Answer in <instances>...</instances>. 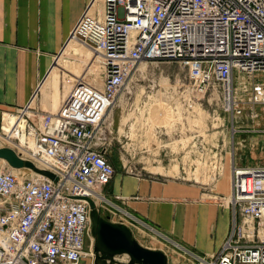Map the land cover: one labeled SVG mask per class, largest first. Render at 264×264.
<instances>
[{
  "label": "built area",
  "instance_id": "obj_1",
  "mask_svg": "<svg viewBox=\"0 0 264 264\" xmlns=\"http://www.w3.org/2000/svg\"><path fill=\"white\" fill-rule=\"evenodd\" d=\"M101 1V13H90V5L70 35L98 57L100 86L97 77L92 84L75 81L55 113L17 109L24 125L15 136L2 130L0 118L9 147L55 176H20L0 167V264H82L88 240L93 247L87 199L116 222L145 230L116 202L118 195L103 192L115 174L106 154L105 114L138 63L178 62L192 90L221 94L232 126L243 110L236 75H246L238 77L244 87L262 88L264 103V81H254V73L264 72V0ZM208 159L214 181L221 174L217 151ZM218 197L231 206L228 233L211 258L192 257L198 264H264V165L231 160L229 198Z\"/></svg>",
  "mask_w": 264,
  "mask_h": 264
},
{
  "label": "rangeland",
  "instance_id": "obj_2",
  "mask_svg": "<svg viewBox=\"0 0 264 264\" xmlns=\"http://www.w3.org/2000/svg\"><path fill=\"white\" fill-rule=\"evenodd\" d=\"M76 45L82 46L80 43ZM80 49L61 52L57 72L63 78H69L71 75L65 68L78 72L84 70V76H75L73 81L85 80L92 84L93 77L99 79L102 68L91 65L87 53ZM254 75V81H264V72ZM239 76L245 79L246 75H236L234 85L237 96L243 101V110L232 126L230 114L223 108L221 94L204 88L192 90V81L178 62L138 63L124 93L105 114L106 154L115 171L174 175L180 169L183 178L200 181L206 197L214 199V186L224 172L231 171L233 158L238 165H256V161L264 157L263 89L244 87ZM98 79L95 84L100 86ZM183 99L186 104L191 103L190 106L184 104ZM6 137L0 134V145L11 146V140ZM238 137L241 140L236 139ZM215 150L221 174L211 181V168L207 162ZM2 165L0 162V167ZM216 195L224 196V200L229 198V194ZM218 196L214 199L216 202L220 200ZM100 214L108 217L103 209ZM117 219V216L109 218L111 221ZM130 229L141 245L163 251L168 264H198L191 253L178 250L166 237H158L138 227ZM86 249L87 254L81 263L94 264L89 240ZM123 258L117 256L116 259Z\"/></svg>",
  "mask_w": 264,
  "mask_h": 264
},
{
  "label": "crops",
  "instance_id": "obj_3",
  "mask_svg": "<svg viewBox=\"0 0 264 264\" xmlns=\"http://www.w3.org/2000/svg\"><path fill=\"white\" fill-rule=\"evenodd\" d=\"M90 5V13H101V0H0L3 131L14 136L17 109L55 113L73 87V77L84 76V70L65 68L69 78L57 72L61 52L83 47L80 51L87 53L90 64L100 67L91 50L70 38ZM256 162L264 165V157ZM213 190L214 194L230 193V172L222 174ZM103 192L110 198L118 195L121 199L116 202L144 222L145 230L151 227L154 235L200 257L211 258L217 253L231 225V206L206 197L202 183L186 180L180 169L174 175L115 171Z\"/></svg>",
  "mask_w": 264,
  "mask_h": 264
},
{
  "label": "water",
  "instance_id": "obj_4",
  "mask_svg": "<svg viewBox=\"0 0 264 264\" xmlns=\"http://www.w3.org/2000/svg\"><path fill=\"white\" fill-rule=\"evenodd\" d=\"M0 159L10 168H27L55 180L50 171L37 167L9 146H0ZM87 200L90 206L94 264H168L163 251L141 245L126 224L109 220L100 214L92 200ZM117 256H126L125 261L116 259Z\"/></svg>",
  "mask_w": 264,
  "mask_h": 264
},
{
  "label": "bare ground",
  "instance_id": "obj_5",
  "mask_svg": "<svg viewBox=\"0 0 264 264\" xmlns=\"http://www.w3.org/2000/svg\"><path fill=\"white\" fill-rule=\"evenodd\" d=\"M258 74V73H257ZM18 117V123H17V125L14 127V131H13V133H14V136H15V134H16V130H19V128H23V125H24V121H23V119H21L19 116H17ZM4 132H6V131H4ZM6 133H8L9 134V132H6ZM241 138V137H240ZM239 137L238 138H236V139H238V140H241ZM233 141H235L234 140V138L232 139ZM243 140V139H242ZM234 155V154H233ZM234 159V158H233ZM0 162L3 164V165H5L6 164V162L4 161V160H2V159H0ZM35 164L36 165H38V166H40V164H38V163H36L35 162ZM2 165V166H3ZM12 169V171H14L15 173H17L18 175H20V176H26V175H28V176H31V175H34V172L32 171V170H30V169H27V168H19V169H14V168H11ZM220 204H225L226 205V202H224V203H220ZM125 259V256H124V258L122 259V260H124Z\"/></svg>",
  "mask_w": 264,
  "mask_h": 264
}]
</instances>
